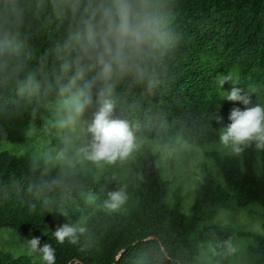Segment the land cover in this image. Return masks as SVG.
Wrapping results in <instances>:
<instances>
[{
  "label": "clouds",
  "instance_id": "obj_1",
  "mask_svg": "<svg viewBox=\"0 0 264 264\" xmlns=\"http://www.w3.org/2000/svg\"><path fill=\"white\" fill-rule=\"evenodd\" d=\"M180 16V0H0V156L27 160L37 195L84 178L115 182L103 200L88 198L91 212H63L56 245L100 253L113 230L152 208L155 222L130 229L117 261L131 249L125 264H264V199L242 201L226 174H246L252 154L264 179V86L219 77L221 101L245 106L227 124L221 104L192 120L145 108L169 88L185 41ZM25 113L27 142L13 143L8 130ZM219 194L226 202L213 203ZM43 204L51 211L55 201ZM57 251L40 237L12 250L34 264H57Z\"/></svg>",
  "mask_w": 264,
  "mask_h": 264
},
{
  "label": "trees",
  "instance_id": "obj_2",
  "mask_svg": "<svg viewBox=\"0 0 264 264\" xmlns=\"http://www.w3.org/2000/svg\"><path fill=\"white\" fill-rule=\"evenodd\" d=\"M180 11L185 41L175 61L169 88L163 96L146 103L145 108L162 109L170 118L192 120L206 111H215L221 104L217 114L224 124L230 123L228 117L234 106L231 101H221L218 79L236 73L243 84L264 86V0H180ZM31 120L27 113L15 120L8 130V139L24 140ZM36 123L40 124L39 118ZM212 123L213 127L220 126L215 120ZM253 160L254 156L249 154L246 174H241L236 166H226V174L239 188L242 201L264 199V179L252 174ZM36 182V174L26 159L0 156V231H11L25 239L40 237L42 244L51 242L58 250L57 264H125L131 249L118 261L115 253L125 243L130 229L143 227L149 218L154 223L155 215L159 214L152 208L141 209L130 223L113 230L102 252L81 254L68 245H56L51 232L66 221L64 211L73 219L91 212L88 198L103 200L116 188L115 182L110 177H101L97 182L84 178L64 192L40 195L29 190ZM45 197L55 201L51 211L44 207ZM226 200L225 194H219L213 203ZM173 211L167 213L173 225L185 228L184 218L173 217ZM193 216L192 223H198L195 213ZM103 222L102 218L94 221L97 227ZM0 264H34V261L0 249Z\"/></svg>",
  "mask_w": 264,
  "mask_h": 264
},
{
  "label": "rangeland",
  "instance_id": "obj_3",
  "mask_svg": "<svg viewBox=\"0 0 264 264\" xmlns=\"http://www.w3.org/2000/svg\"><path fill=\"white\" fill-rule=\"evenodd\" d=\"M231 88V82H226L223 85L224 90H230ZM253 100L255 101V97H253ZM232 105L234 107H240L242 110L245 108V106L241 102H233L231 101ZM28 128H26L27 130ZM12 142V141H11ZM26 138L21 141H16L13 143L17 144H23L26 143ZM25 241V238L18 237L16 234H14L11 231H0V249L3 250H9L12 251L13 249H18L19 246Z\"/></svg>",
  "mask_w": 264,
  "mask_h": 264
}]
</instances>
